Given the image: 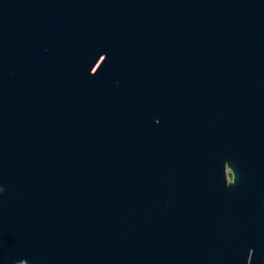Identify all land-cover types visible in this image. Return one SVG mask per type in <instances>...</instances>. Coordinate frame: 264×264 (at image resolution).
I'll return each instance as SVG.
<instances>
[{"label":"water","instance_id":"95a60500","mask_svg":"<svg viewBox=\"0 0 264 264\" xmlns=\"http://www.w3.org/2000/svg\"><path fill=\"white\" fill-rule=\"evenodd\" d=\"M0 264H264V0H0Z\"/></svg>","mask_w":264,"mask_h":264},{"label":"flooded vegetation","instance_id":"af4514ba","mask_svg":"<svg viewBox=\"0 0 264 264\" xmlns=\"http://www.w3.org/2000/svg\"><path fill=\"white\" fill-rule=\"evenodd\" d=\"M227 178L229 183L233 182V172L231 170V168L227 167Z\"/></svg>","mask_w":264,"mask_h":264}]
</instances>
